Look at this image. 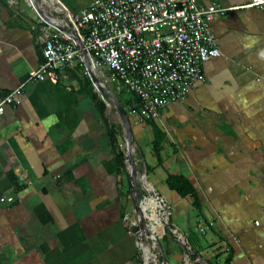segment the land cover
Returning a JSON list of instances; mask_svg holds the SVG:
<instances>
[{
  "label": "crops",
  "instance_id": "obj_1",
  "mask_svg": "<svg viewBox=\"0 0 264 264\" xmlns=\"http://www.w3.org/2000/svg\"><path fill=\"white\" fill-rule=\"evenodd\" d=\"M91 2L0 0V97L40 63L38 19L64 26ZM250 2L195 0L226 10L211 24L220 55L202 65L203 83L148 119L164 135L161 165L148 120L126 117L136 147L127 165L149 175L146 203L159 195L187 238L198 236V220L214 221L198 243L190 242L208 264H264V7L243 8ZM82 77L68 68L59 84L26 83L0 115V200H12L0 201V264H138L137 238L123 212L125 156L119 150L125 169L118 172L108 127ZM94 86L104 90L98 79ZM167 175L190 181L200 210L191 197L167 189ZM133 230L143 232L139 220ZM143 253L147 264L151 253Z\"/></svg>",
  "mask_w": 264,
  "mask_h": 264
},
{
  "label": "built area",
  "instance_id": "obj_2",
  "mask_svg": "<svg viewBox=\"0 0 264 264\" xmlns=\"http://www.w3.org/2000/svg\"><path fill=\"white\" fill-rule=\"evenodd\" d=\"M263 7L264 0H251L243 8ZM225 11L195 0H92L64 26L38 19L40 63L22 86L0 97V115L26 83L59 84L68 68L88 77L92 66L132 96L139 119H152L203 83L202 65L220 55L211 24Z\"/></svg>",
  "mask_w": 264,
  "mask_h": 264
},
{
  "label": "rangeland",
  "instance_id": "obj_3",
  "mask_svg": "<svg viewBox=\"0 0 264 264\" xmlns=\"http://www.w3.org/2000/svg\"><path fill=\"white\" fill-rule=\"evenodd\" d=\"M94 75L98 81H101L104 84V91H106L105 101L107 102L106 106V118L110 125L117 127V142L118 149L123 152L125 156L126 164V176L128 185L121 188L123 191V212L126 216V227L129 228L131 235H134L137 238V260L138 264H146L144 259L143 249L147 248L151 253V258L147 260V264H208V262L203 258L202 252L196 248L191 249L190 242L196 244L199 242V237H204V234L207 231H211L214 228L215 224L212 219L209 221H197L194 223L193 227L197 232V235H193V238H187L186 232L179 231L175 226L172 218V212L169 207L165 204L161 197V203L166 207V214L161 218L162 222H149L144 218L143 213L139 210L140 201L147 196L148 192L152 189L147 186V179L149 175L143 173V167L140 165L132 166L135 169V172H131V167L128 166L126 161L127 148L130 149L131 158L136 152V147L134 141L131 139V134L129 137L128 146L126 145V139L128 137L127 130L124 126L123 119L119 114L115 103L111 100L109 93L112 94L117 103L122 107L123 111L126 114V117L129 119H139L137 113L132 109V97L129 100L123 98V94L129 93L123 90H116V84H111L108 81V75L103 71L101 67H96ZM97 73L101 75L97 76ZM104 76V77H102ZM87 77H82L85 79ZM97 95V94H96ZM130 96V95H129ZM123 99V100H120ZM132 121V120H131ZM130 121V122H131ZM135 121V120H133ZM131 123H134V122ZM201 202V201H200ZM165 216V217H164ZM138 220L143 221L144 230L142 233L136 234L133 230L134 225L137 224ZM159 224V225H158ZM167 229V234L163 235V229ZM176 235V236H175ZM180 238V239H178ZM218 249V248H216ZM228 252V250H226ZM218 255L214 256V259ZM154 260V261H153Z\"/></svg>",
  "mask_w": 264,
  "mask_h": 264
},
{
  "label": "trees",
  "instance_id": "obj_4",
  "mask_svg": "<svg viewBox=\"0 0 264 264\" xmlns=\"http://www.w3.org/2000/svg\"><path fill=\"white\" fill-rule=\"evenodd\" d=\"M84 84H85L84 85L85 92L88 95V97L92 100L94 104V108L98 113L101 121L105 126L108 127L109 145L112 153L116 157L118 172H121L122 170L125 169V164H124V156L118 149L116 130L114 126L108 124L104 114L106 107L104 103L98 98V96L92 91L91 84L87 78H85ZM146 122L152 128L154 134L153 152L156 157L158 165H161L159 152L161 150L160 145L164 140V135L156 128V126L152 123V121L148 120ZM165 185L169 191L175 192L180 198H185L187 196L191 197L193 200L192 203L193 208L196 210H200V203L198 201L196 191L187 178L181 175H167V178L165 180ZM166 234H167V229L165 228L163 229V235L165 236ZM225 262L226 263L229 262V256L227 257Z\"/></svg>",
  "mask_w": 264,
  "mask_h": 264
},
{
  "label": "bare ground",
  "instance_id": "obj_5",
  "mask_svg": "<svg viewBox=\"0 0 264 264\" xmlns=\"http://www.w3.org/2000/svg\"><path fill=\"white\" fill-rule=\"evenodd\" d=\"M151 195H152V193H151V191H149L147 196L144 199L141 200L142 202L139 203V205H138L139 210L143 213L144 218H145L146 221H149V222H160L161 223L162 220H161L160 217H162L164 215V213L166 212V207L161 203V201H160V199L158 198L157 195H156V198H155L157 200L155 202V204H151V206L149 204H147L146 203V198L151 197ZM139 222H140V227L144 228L143 221L139 220ZM178 239H180V238H178Z\"/></svg>",
  "mask_w": 264,
  "mask_h": 264
},
{
  "label": "water",
  "instance_id": "obj_6",
  "mask_svg": "<svg viewBox=\"0 0 264 264\" xmlns=\"http://www.w3.org/2000/svg\"><path fill=\"white\" fill-rule=\"evenodd\" d=\"M30 2L33 3V0H30ZM33 7L37 8L34 4H33ZM36 10H37V9H36ZM39 14H40V13H39ZM40 16H41L43 19L47 20V18H46L45 16H43V15H41V14H40ZM86 70H87L88 79H89V81H90V83H91V86H92L93 92H94L95 94H97L98 97H99V99H101V100L103 101V103L106 105L105 100H104V98H105V94H106V91L101 90V91H100V94H99L98 92H96V90H95V86H94V83L96 82V78H95V76L93 75L92 70H91V68H90L89 66H86ZM115 104H116V107H117V110H118L119 114H120V115L122 116V118H123V123H124V125H125V127H126V130H127V135H128V137H127V140H126V145L128 146V143H129V135H130V133H131V131H130V127H129V125H128V120H127V118H126V114H125V112L123 111V109H122V108H121L116 102H115ZM126 161H127V163H128L130 166L132 165V159H131V156H130V149H129V147L127 148Z\"/></svg>",
  "mask_w": 264,
  "mask_h": 264
}]
</instances>
